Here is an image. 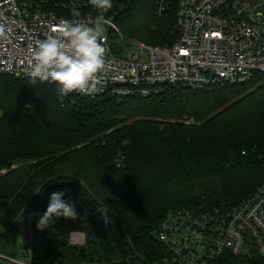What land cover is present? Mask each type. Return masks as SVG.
I'll list each match as a JSON object with an SVG mask.
<instances>
[{
  "label": "trees",
  "instance_id": "trees-1",
  "mask_svg": "<svg viewBox=\"0 0 264 264\" xmlns=\"http://www.w3.org/2000/svg\"><path fill=\"white\" fill-rule=\"evenodd\" d=\"M69 1L47 3L60 10ZM178 1L168 0L157 16L154 0H116L110 15L127 38L167 44L175 39ZM58 87L0 72V253L17 256L30 233L32 260L38 255L45 264L34 213L54 181L82 188L136 264H158L168 253L156 232L169 212L237 206L263 178L264 73L147 96H61ZM58 190L79 216L49 222L54 264H124L78 196ZM72 233L84 235L82 246L70 244Z\"/></svg>",
  "mask_w": 264,
  "mask_h": 264
},
{
  "label": "built area",
  "instance_id": "built-area-1",
  "mask_svg": "<svg viewBox=\"0 0 264 264\" xmlns=\"http://www.w3.org/2000/svg\"><path fill=\"white\" fill-rule=\"evenodd\" d=\"M167 5L168 0H154L155 15L161 16ZM59 8H51L47 0H0V25L8 37L0 39L1 73L30 77L37 42L61 20L73 19V8L81 21L90 22L98 14L88 0L62 2ZM112 8L104 13L110 24L105 26L102 43L107 51L96 74L97 90L71 94L147 96L170 86L199 89L264 73V0H179L173 42H137L135 53H123L115 44L122 33L110 15ZM183 231L189 234L181 235ZM156 236L168 253L158 264H264V175L237 206L169 212ZM69 242L82 246L84 235L72 233ZM0 264H34L31 234L27 249L17 256L0 253Z\"/></svg>",
  "mask_w": 264,
  "mask_h": 264
},
{
  "label": "clouds",
  "instance_id": "clouds-1",
  "mask_svg": "<svg viewBox=\"0 0 264 264\" xmlns=\"http://www.w3.org/2000/svg\"><path fill=\"white\" fill-rule=\"evenodd\" d=\"M98 10L90 22L81 21L80 13L73 8V19L61 20L55 29L37 42L29 62L32 82H56L61 96L79 91L92 94L96 89V74L105 63L106 47L103 45L106 25L110 21L104 13L112 8V0H88ZM8 38L0 25V39ZM65 190L53 191L46 211L40 216L37 227H47L53 217L75 221L78 219L76 203L71 197L65 199ZM39 193V192H37ZM39 215V213H34Z\"/></svg>",
  "mask_w": 264,
  "mask_h": 264
},
{
  "label": "water",
  "instance_id": "water-1",
  "mask_svg": "<svg viewBox=\"0 0 264 264\" xmlns=\"http://www.w3.org/2000/svg\"><path fill=\"white\" fill-rule=\"evenodd\" d=\"M69 189L75 193L82 204L85 206L88 213L93 217V219L107 232L109 238L113 242L119 256L124 264H136L131 257L129 251L125 247L123 241L121 240L117 230L113 224L107 219L104 213L99 209V207L91 200V198L82 190V188L74 181L71 180H59L48 184L42 191L39 202H38V220L40 216L46 210L47 202L53 191L58 189ZM44 242H45V264H54V247L51 237L48 233L47 227L40 229Z\"/></svg>",
  "mask_w": 264,
  "mask_h": 264
},
{
  "label": "rangeland",
  "instance_id": "rangeland-1",
  "mask_svg": "<svg viewBox=\"0 0 264 264\" xmlns=\"http://www.w3.org/2000/svg\"><path fill=\"white\" fill-rule=\"evenodd\" d=\"M153 25H155V26H157L158 25V23L156 24V22H154L153 23ZM130 40H131V42H130ZM156 40H158V39H156ZM137 42H139V41H136V40H134V39H129V38H127L126 36H124L123 34H122V36H121V38H119V37H116V45L118 46V48H120V51L121 52H123L124 53V51H128V52H136L137 50H138V45H137ZM125 48H127V49H125ZM2 171H4V170H2ZM1 171V172H2ZM3 173V172H2ZM200 198H201V195L199 196ZM200 198H199V201H200ZM0 230H1V228H0ZM189 233H187L186 231H183L182 232V234L181 235H184V236H186V235H188ZM16 249H15V252H19L20 251V248H21V243L19 242V243H17V245H16V247H15ZM36 261V262H35ZM34 262H35V264H39L38 262V255H36L35 257H34Z\"/></svg>",
  "mask_w": 264,
  "mask_h": 264
}]
</instances>
